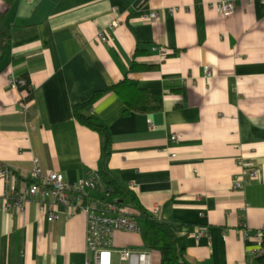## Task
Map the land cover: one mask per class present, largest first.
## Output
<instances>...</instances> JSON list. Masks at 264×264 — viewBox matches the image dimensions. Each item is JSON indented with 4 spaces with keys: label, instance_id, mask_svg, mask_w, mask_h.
I'll return each instance as SVG.
<instances>
[{
    "label": "crops",
    "instance_id": "crops-1",
    "mask_svg": "<svg viewBox=\"0 0 264 264\" xmlns=\"http://www.w3.org/2000/svg\"><path fill=\"white\" fill-rule=\"evenodd\" d=\"M214 1L0 0V164L10 169L0 179V264L92 257L84 213L48 221L38 195L3 208L32 183L33 158L69 182L104 168L129 191L118 196L129 214L141 206L170 222L192 264H264L254 234L264 227V0H228V16ZM154 11L159 19H147ZM11 77H26L32 97ZM125 78L161 107L128 111L109 90L82 108L110 133L103 160L105 136L73 107ZM101 188L84 201L103 198ZM109 247L112 264L123 248L140 253L138 264H160L140 229L115 230Z\"/></svg>",
    "mask_w": 264,
    "mask_h": 264
},
{
    "label": "built area",
    "instance_id": "built-area-1",
    "mask_svg": "<svg viewBox=\"0 0 264 264\" xmlns=\"http://www.w3.org/2000/svg\"><path fill=\"white\" fill-rule=\"evenodd\" d=\"M211 8L219 15L228 16L235 8L233 1L219 0L211 3ZM149 20H158L157 12H152L146 17ZM100 40L106 39L104 30L97 31ZM164 50V49H162ZM12 87L23 88L28 92L27 81L24 77H11ZM23 107L26 103L22 104ZM152 128V123L149 122ZM174 138V136H173ZM33 165L30 170L32 183L23 192L15 195L12 204L4 203L3 208L9 206L22 207L27 199L38 195L39 211L45 215L48 221H54L62 213L65 217L71 216L75 212H82L87 218L86 245L92 252V257L87 259L85 264H112L110 239L115 230H125L136 232L140 227L137 221L128 213L120 203L101 198L99 201L90 200L85 202L84 197L91 191L101 188V180L97 171L89 170L87 174L77 181L69 182L64 179L60 171L54 169L42 170L37 158H33ZM10 169L6 165L0 164V179L9 176ZM257 171L250 169L246 172L247 179H255ZM243 175L236 177L235 187H241L242 181L246 179ZM58 206H63L64 211H59ZM204 233L198 230V237ZM257 238L264 240V227L254 233ZM140 253L133 248H123L119 251V262L117 264H138L134 258Z\"/></svg>",
    "mask_w": 264,
    "mask_h": 264
},
{
    "label": "trees",
    "instance_id": "trees-1",
    "mask_svg": "<svg viewBox=\"0 0 264 264\" xmlns=\"http://www.w3.org/2000/svg\"><path fill=\"white\" fill-rule=\"evenodd\" d=\"M139 50L135 52L137 54ZM27 81L28 95L26 99H29L33 95V89L29 80ZM113 90L127 105V110H139L148 111L149 109L157 110L161 107L160 100L152 101V99L144 98V91L137 86V83L125 78L120 82L113 84L112 86L96 91L93 95L83 103H76L73 107V115L75 119L82 125L89 129L102 133L105 136L101 157L104 160L110 154V133L107 128L93 115H84L81 113V109L90 106L97 98H99L106 91ZM101 182L104 185L101 188L103 197L109 198L110 201H118V196L123 197L129 193V191L121 188L116 180L104 169L101 168L98 171ZM117 197V198H116ZM132 200L134 197L132 196ZM140 213L134 214V218L138 219L140 226V234L143 241V245L146 249L155 250L160 255V264H192L185 257V251L182 246L177 243L175 233L171 227L170 222L159 219L148 211L139 206ZM129 213V212H128ZM264 246V240H262ZM263 255V254H262ZM259 255V258L262 257Z\"/></svg>",
    "mask_w": 264,
    "mask_h": 264
}]
</instances>
